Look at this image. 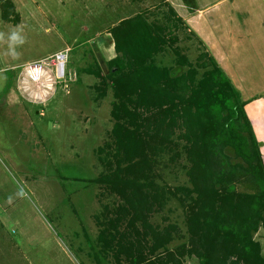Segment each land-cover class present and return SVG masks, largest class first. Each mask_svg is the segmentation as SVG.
Masks as SVG:
<instances>
[{
	"label": "rangeland",
	"instance_id": "rangeland-1",
	"mask_svg": "<svg viewBox=\"0 0 264 264\" xmlns=\"http://www.w3.org/2000/svg\"><path fill=\"white\" fill-rule=\"evenodd\" d=\"M10 1L14 11L3 18L7 9H0V264H103L108 253L114 264H132L135 258L165 264L168 256L164 250L176 246L179 250L174 249L172 264H193L184 248H189L188 222L207 217L215 229L225 218L216 211L222 197L215 190L220 195L223 192L211 183L220 158L215 155L213 166H208L190 148L202 140L206 143L205 136L212 131L218 133L219 124H212L211 117H200L196 106L206 100L209 106L215 105L208 95L211 90L205 97L199 93L212 69L209 54L240 92L264 164V43L260 39L264 0H175L177 12L183 20L191 17L190 29L202 43L181 23L175 24L177 19L171 18L174 24L163 20L169 13L163 7L165 0ZM143 9L149 14L143 36L145 43L153 44L145 64L168 67L181 59L180 67L172 65L176 82L168 87L180 89L169 96L163 79H153L150 87L148 77L143 76L134 85L129 80L126 88L123 78L118 82L120 95L128 96L130 89L138 95H133L138 102L130 100L126 107L138 109L149 118L151 128H158L156 136L163 151L147 170L154 171L151 177L163 188L165 200L147 215L148 223L139 220L130 228L123 223L117 234L100 216L104 207L118 201L116 196L98 197L100 192L91 183L98 170H103L96 164L93 150L104 145L112 130L110 112L118 103L117 95L111 88L102 92L106 83L102 77L80 71L94 69L98 61L106 72L104 61L114 57L109 28ZM158 24L167 27L163 30ZM235 37L248 40V46L243 47L245 42L237 38L240 48L233 47L231 38ZM214 41L224 50H218ZM60 52L67 54L61 72L55 58ZM33 70L41 72L36 80L29 77ZM108 84L112 83L107 80ZM241 127L243 130L240 125L231 129L232 143L239 142L235 148H252L247 125ZM239 149L222 144L221 151L232 164L241 166L239 176L247 177V163L238 155ZM210 156L205 153L203 158L210 161ZM194 159L201 163L200 191L190 176ZM235 178L228 176L231 183ZM234 185L233 212L244 210L242 203L250 209L257 189L248 182ZM214 195V209L210 210ZM105 228L113 237L101 241L107 252H99L92 244ZM169 229L173 230L171 241L152 254L150 248L161 239V231ZM261 235L264 237L260 227L251 233L264 256Z\"/></svg>",
	"mask_w": 264,
	"mask_h": 264
},
{
	"label": "trees",
	"instance_id": "trees-1",
	"mask_svg": "<svg viewBox=\"0 0 264 264\" xmlns=\"http://www.w3.org/2000/svg\"><path fill=\"white\" fill-rule=\"evenodd\" d=\"M177 1H164L165 6L163 5V7H166L169 13L163 15V20H168L172 23L173 20L171 18L177 19V23L174 22L175 24L181 23L185 30L187 29L189 33L199 40L177 12ZM9 3H11L10 0H5L4 3L0 0V9L1 6L7 9V11H3L5 12L2 15L3 18L10 14L11 11H14L9 6ZM146 9L141 10L135 17L127 16L119 20L118 23L109 28L108 35L113 41L114 57L107 62L104 61L106 72L103 71L98 61L94 69L86 68L80 71L82 74L88 73L102 77L106 82L102 87V92L106 94L108 88H111L113 94L117 95L115 100L118 103L113 104L110 112L113 119L112 130L108 133V139L104 142V145L93 150L96 164H98L100 170H103L102 173L98 170V175L91 179V183L95 184L100 192L98 197L101 196L104 199L105 195L116 196L118 200L113 202L112 206L107 205V207H104L100 215L109 221L107 226L112 228L113 232L115 231L117 234L123 223H126L128 228L135 225L139 220H143L142 224L148 223L147 215L159 209L162 201L165 200L163 188L157 182H154L151 177L154 171L147 170L151 163L154 164L156 154L163 151V143L158 142L159 135L156 136L158 128L152 127L154 128L153 132H149L152 129L149 118L144 114L142 116L138 109L130 111L126 107L127 102L130 100L138 102V98L133 97V95H138L130 88L131 93L128 96L120 95V92L118 93V85H120L118 82L123 78L125 80L123 88H126L125 85H128L129 80L130 84L139 83L140 76H143L145 79L148 77L147 80L151 82H149L150 87L151 84L155 83V80L163 79L162 82L165 88L163 89L169 96H174L173 90L177 91L180 89L179 87L169 90L168 87L171 88L174 86L172 83L176 82V76H174L176 70L172 69L174 66L180 67L182 64L181 59L175 60L172 64L174 65L173 67L172 65L167 67L162 63L156 65L154 62L145 64V59H147L148 54H151L150 49L153 46V44L145 43L146 40L143 36L144 26L147 25L146 17L149 15L146 13ZM155 12L158 11H153L152 13ZM166 25H159V28L165 30ZM157 36H160L159 32H157ZM199 41L202 43L201 40ZM208 59L212 69L206 82L201 83L199 93L203 92L202 97H205L204 95L210 92L208 90H211L208 95L213 98L215 105L209 106L206 100L204 103H196V106L200 111V117H211L210 121L212 124L215 122L219 124L218 133L212 131L205 136L206 143L203 144L202 140L196 143L197 146L193 144L190 148L191 152L195 153L196 159H201L203 164L208 166L210 164L213 166L212 161L215 155L219 156L220 163L217 171L213 173L211 183H213L215 189L218 187V190L223 192L220 195L215 190L217 197H222L219 199L220 207L216 211H219L225 218L221 223H217V228L215 229L213 224L209 223L207 217L202 221H199L198 218H193L188 222L189 248L184 246L188 252L186 258L191 259L194 262L193 264H264V256H262L260 244L251 237V233L256 232L259 227L264 231V164L260 155V145L255 139L252 130L249 129L250 123L244 112L245 102L240 92L219 66L215 57L209 54ZM107 80L112 83V86L108 84L110 85L108 87ZM131 88L133 89V87ZM151 89H153V86ZM143 90L149 91L150 88H143ZM153 94L155 92L152 93L151 97L155 98L156 96ZM202 110H208V113L206 114ZM241 117L244 121L241 120ZM220 124L224 125L221 126ZM238 125H240L241 130H243L242 125H247L252 148L248 147V145H243L242 148H235V145L239 142L234 145L230 134L232 128L234 130L238 129ZM148 133V139L143 137ZM222 144L224 147L229 146L233 150L240 148L238 155L243 157L247 163L244 172L247 173L248 178L245 175L244 177L239 176V171H241L239 168L241 169V166L232 164L227 159L221 151ZM205 153L211 154L210 161L203 158ZM192 161L193 168L190 169V176L194 183V188L200 191L201 185L197 178L201 163L195 159ZM232 171L234 173H231ZM231 174L236 176L234 183L228 180V176ZM200 178L201 176H199ZM246 182L251 183L257 189V194L253 198L254 204L250 205V209H247L245 204L242 203L240 206L244 210L233 212L231 204L234 199L232 196L235 191L234 184ZM214 202L215 195L212 199V205L209 207L210 210L214 209ZM100 216H97L99 220ZM142 227L146 229V225H142ZM172 232V229L165 230V232L161 231V239H156L155 244L150 248L152 254L156 255L157 247L160 248L164 243L167 244L171 241ZM110 235L109 228H105L104 232L98 236L96 243L93 241L92 247L100 249L98 250L99 252H107L106 248L102 247L101 241L111 237ZM163 238H166L167 242H163ZM174 249L179 250L177 246ZM174 249L166 248L164 250L168 256L165 264H172L175 261ZM105 257L103 260L105 264H114L110 261L109 253ZM117 264H120V261ZM132 264L154 263L147 258H135L132 260ZM156 264L162 263L158 261Z\"/></svg>",
	"mask_w": 264,
	"mask_h": 264
},
{
	"label": "crops",
	"instance_id": "crops-1",
	"mask_svg": "<svg viewBox=\"0 0 264 264\" xmlns=\"http://www.w3.org/2000/svg\"><path fill=\"white\" fill-rule=\"evenodd\" d=\"M123 1H125V0H121V2H123ZM137 11H139V9H138ZM127 16H128V15H127ZM127 16H126V17H127ZM123 18H124V17H123ZM190 18H191V17H189V18H184V21H185V22L188 21V23H189V24H188V27H189V28H190V21H189ZM186 20H187V21H186ZM196 25H197V23H196V21H194V26H196ZM237 38H238L240 41L245 42V44H241L243 47L248 46V44H249V43H248V40H247V42H246V41L243 40L241 37H235V38H231V44L233 45V47L236 46V47H239V48H240V45H239L240 41H239ZM250 39H251V38H250ZM260 39H261V42L264 43V34H263V35L261 34V38H260ZM237 40H238L239 42H237ZM215 41H216V39H215ZM215 41H214V42H215ZM214 42H213L212 44H215V45H216L215 47H216L218 50H221V49L224 50L223 47H220L219 45H217L216 42H215V43H214ZM238 45H239V46H238ZM236 47H235V48H236ZM261 146H262V143H261ZM263 238H264V237L261 235V240H262Z\"/></svg>",
	"mask_w": 264,
	"mask_h": 264
},
{
	"label": "built area",
	"instance_id": "built-area-1",
	"mask_svg": "<svg viewBox=\"0 0 264 264\" xmlns=\"http://www.w3.org/2000/svg\"><path fill=\"white\" fill-rule=\"evenodd\" d=\"M56 57V60H57V62H58V67H59V70H60V72L62 71V69H63V66H64V64H65V62H66V57H67V54H66V52H60V53H58V55L56 54L55 55ZM62 67V68H61ZM61 68V69H60ZM31 71H32V69H31ZM41 73V72H40ZM39 73V74H40ZM30 79H32V80H36V75H35V73H33V74H31L30 73Z\"/></svg>",
	"mask_w": 264,
	"mask_h": 264
},
{
	"label": "bare ground",
	"instance_id": "bare-ground-1",
	"mask_svg": "<svg viewBox=\"0 0 264 264\" xmlns=\"http://www.w3.org/2000/svg\"><path fill=\"white\" fill-rule=\"evenodd\" d=\"M34 71V70H33ZM33 73H35L36 77L38 76L39 74V71L38 70H35Z\"/></svg>",
	"mask_w": 264,
	"mask_h": 264
}]
</instances>
